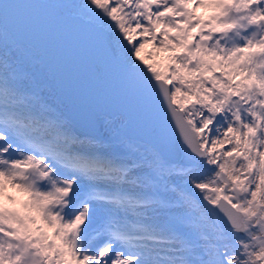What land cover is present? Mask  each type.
<instances>
[{"label":"snow or ice","instance_id":"1","mask_svg":"<svg viewBox=\"0 0 264 264\" xmlns=\"http://www.w3.org/2000/svg\"><path fill=\"white\" fill-rule=\"evenodd\" d=\"M0 264H264V0H0Z\"/></svg>","mask_w":264,"mask_h":264}]
</instances>
